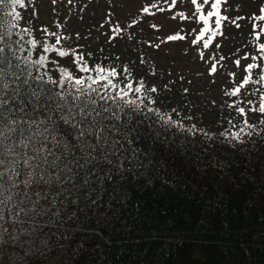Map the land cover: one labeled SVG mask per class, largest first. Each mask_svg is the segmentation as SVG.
Listing matches in <instances>:
<instances>
[{"label":"trees","instance_id":"16d2710c","mask_svg":"<svg viewBox=\"0 0 264 264\" xmlns=\"http://www.w3.org/2000/svg\"><path fill=\"white\" fill-rule=\"evenodd\" d=\"M120 115L111 164L33 189L20 206L35 211L0 221V264H264V144L220 149L146 110L127 127Z\"/></svg>","mask_w":264,"mask_h":264},{"label":"snow or ice","instance_id":"6c2138e0","mask_svg":"<svg viewBox=\"0 0 264 264\" xmlns=\"http://www.w3.org/2000/svg\"><path fill=\"white\" fill-rule=\"evenodd\" d=\"M190 2L195 9L191 16H185L183 12L179 16L202 23L198 32L195 28L191 29L196 35L190 43L202 44L204 49L213 46L217 36L224 35L223 29L228 24L239 29V21L248 19L252 22L250 36L255 51L249 50L234 61L241 72L239 76L235 72L229 74L237 79L225 93L237 98L228 107L242 120L234 124L230 119L228 123L236 130H226L220 135L230 136L231 141L240 144H244L246 138L251 140L264 135V3L259 8V14L230 17L225 14L228 0ZM160 3L161 0H153L141 11L146 15L151 9L163 12L165 9L159 7ZM163 3L168 4L169 0H163ZM176 4L177 0H171L169 7ZM18 7H26V0H0V9L7 8L3 15L10 17L6 22L0 20V221L6 218L15 221L21 213L26 215L29 210L35 211V205L31 209L20 206L30 198L33 189L62 185L81 172L85 176L96 174V165L100 161L111 164L109 154L115 155L123 147L119 139H111L114 133L121 132V128L113 123L122 119L120 113L128 117L126 127L132 123V113L146 110L157 115L166 125L184 128L182 122L145 103V99L151 104L156 102L150 95L157 92L155 86H146L142 79L136 86L131 80L126 83L117 80L124 73L130 74L127 65L123 66L122 72L101 64L89 66L82 53L58 47L62 37L45 27L40 29L41 32L53 37L54 42L37 39L33 28L22 26L23 17L17 11ZM137 23L132 21L133 25ZM30 24L31 21H28ZM184 39L185 36L179 33L167 36L168 41ZM218 48L220 45L215 44L213 51ZM51 54L60 58L73 56L72 62L78 71L87 75H77L60 65ZM200 56L204 58L202 51ZM220 59L225 57L220 56ZM242 59L250 62L242 64ZM49 65L56 66L58 75H54V69ZM209 71L217 72L216 64H212ZM129 93H142L143 98H129ZM109 101L111 104H108ZM41 112L45 113L43 117L39 115ZM250 113L260 114L256 123L250 122ZM195 127L193 125L185 130L191 132ZM135 131L134 127H129L128 132L122 133L129 145L132 144L129 133ZM132 151L135 155L136 150ZM119 164L123 167V161ZM73 168L77 170L75 173ZM88 183L85 179L84 184ZM35 195L38 197L40 193Z\"/></svg>","mask_w":264,"mask_h":264},{"label":"rangeland","instance_id":"374dc122","mask_svg":"<svg viewBox=\"0 0 264 264\" xmlns=\"http://www.w3.org/2000/svg\"><path fill=\"white\" fill-rule=\"evenodd\" d=\"M149 1L153 0H56L55 3L53 0H26V7H18L17 11L23 17L22 26L33 28L37 39L54 42L53 37L41 32L42 27L59 34L62 41L58 47L82 53L89 66H115L118 72H122L123 66L127 65L130 74L124 73L117 80L125 83L131 80L136 85L142 79L146 86H155L157 92L150 94L156 101L153 104L155 108L182 122L186 128L195 125L193 132L199 141L219 146L220 149L239 148L254 142L255 148L261 149L264 140L259 144L255 141L264 139V135L251 140L246 138L244 144L231 141L230 136L220 135L226 130H236L228 123L230 119L234 124L242 120L228 107L237 98L225 93L237 79L229 74L235 72L239 76L241 72L234 61L249 50L255 51L250 36L252 22L248 19L239 21V29L228 24L223 29L224 35L217 36L213 43V46L219 44L220 48L213 51V46L204 49L202 45L190 43L196 35L191 29L195 28L198 32L201 23L175 16L174 9L157 10V13L151 9L150 14L146 15L141 9ZM262 3L264 0H228L225 14L230 17H251L254 13L259 14ZM182 8L192 10L187 16H191L195 10L189 0L184 1ZM133 20L138 23L133 25ZM28 21H31L30 25ZM177 33L185 36V39L167 40L168 35ZM201 51L204 58L200 56ZM51 55L60 65L77 75L83 74L73 64V56L60 58ZM220 56L225 59L221 60ZM241 62L243 64L250 60L242 59ZM212 64H216L215 73L209 71ZM49 67L54 69V75H58L55 65ZM133 95L143 96L142 93ZM145 101L148 103L147 99ZM173 109L176 111L173 112ZM151 115L159 119L157 115ZM249 115L252 123H256L260 116L259 113ZM189 116L191 119H187Z\"/></svg>","mask_w":264,"mask_h":264}]
</instances>
